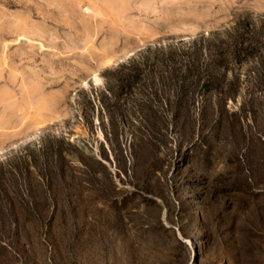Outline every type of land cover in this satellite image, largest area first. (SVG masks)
<instances>
[{
	"label": "rangeland",
	"instance_id": "374dc122",
	"mask_svg": "<svg viewBox=\"0 0 264 264\" xmlns=\"http://www.w3.org/2000/svg\"><path fill=\"white\" fill-rule=\"evenodd\" d=\"M0 159V264H264V0H0Z\"/></svg>",
	"mask_w": 264,
	"mask_h": 264
},
{
	"label": "trees",
	"instance_id": "16d2710c",
	"mask_svg": "<svg viewBox=\"0 0 264 264\" xmlns=\"http://www.w3.org/2000/svg\"><path fill=\"white\" fill-rule=\"evenodd\" d=\"M208 39V35L203 37V41ZM200 39V41H202ZM191 43H193L194 47L195 45L196 46H199L201 42L197 41V40H193ZM190 45V44H189ZM183 48H188L187 46H177V45H173V44H169L168 46H163V47H160V50L161 51H165V49H167L168 51H171V52H176V51H181L183 50ZM6 166H9L11 167L12 171H6L4 172V167ZM21 165L20 162H15V166L14 165H10V164H5V161L0 159V184L2 186L1 188V191L0 192H3L4 196L7 197V201L6 203H3L0 205V224L2 225V223L4 222V218L3 217H13L14 216V212H15V207H16V204H15V200L14 199H11V198H8V192H7V189H5L4 187V184L3 183V180H9V179H12L11 181H14L16 182V179L18 178L19 176V172L20 170H16V169H19V166ZM6 176H10V177H6ZM6 177V178H4ZM13 190L15 189V187H12ZM12 190V191H13ZM29 194V191L28 193L26 194V196H28Z\"/></svg>",
	"mask_w": 264,
	"mask_h": 264
},
{
	"label": "bare ground",
	"instance_id": "6f19581e",
	"mask_svg": "<svg viewBox=\"0 0 264 264\" xmlns=\"http://www.w3.org/2000/svg\"><path fill=\"white\" fill-rule=\"evenodd\" d=\"M119 5V4H118ZM95 6V5H94ZM93 6V4H88V6L87 7H85V11L86 12H90L91 14H98V13H100V12H102V11H100V10H98V9H96L95 7ZM96 18V17H95ZM129 54H130V52H128ZM127 53V54H128ZM111 55V54H110ZM105 56V55H104ZM108 56V55H107ZM112 56V55H111ZM105 58V57H104ZM119 57H117V58H114L113 56L112 57H108V58H106L105 60H103V61H105V63L106 64H111V63H113L112 61H117V59H118ZM113 59V60H112ZM118 62V61H117ZM92 77H93V80H97V75H96V73H93V75H92ZM19 136V135H18Z\"/></svg>",
	"mask_w": 264,
	"mask_h": 264
}]
</instances>
